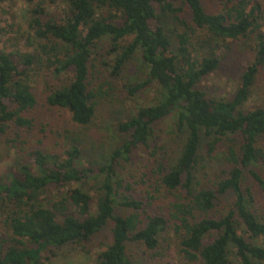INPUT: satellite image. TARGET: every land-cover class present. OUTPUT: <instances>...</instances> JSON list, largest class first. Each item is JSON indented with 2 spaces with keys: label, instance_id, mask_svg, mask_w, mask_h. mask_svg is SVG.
Instances as JSON below:
<instances>
[{
  "label": "trees",
  "instance_id": "trees-1",
  "mask_svg": "<svg viewBox=\"0 0 264 264\" xmlns=\"http://www.w3.org/2000/svg\"><path fill=\"white\" fill-rule=\"evenodd\" d=\"M18 1L30 10L32 37L23 36L30 50L0 48V143L11 126L33 127L36 70L51 79L46 104L80 127L117 86L127 100L151 85L161 98L116 122V147L86 167L77 145L15 142L14 168L0 176V264H46L66 246L85 251L104 230L94 264H140L136 248L155 252L169 233L182 264H264V105L244 108L264 67V0L0 5ZM240 41L253 58L235 92L209 95L202 80L219 67L218 53ZM136 58L145 79L120 84ZM174 137L179 149L170 156L164 139ZM142 152L145 163L128 175ZM218 153L220 167L209 174Z\"/></svg>",
  "mask_w": 264,
  "mask_h": 264
},
{
  "label": "rangeland",
  "instance_id": "rangeland-1",
  "mask_svg": "<svg viewBox=\"0 0 264 264\" xmlns=\"http://www.w3.org/2000/svg\"><path fill=\"white\" fill-rule=\"evenodd\" d=\"M29 11V8L20 1L15 4L4 2L0 5V29L3 31L0 36L1 49L9 52H14L17 49L30 50L26 49L28 45L26 46L23 39V36L32 34L28 28ZM29 42L33 44L32 40ZM106 44L104 42V45ZM229 48L228 51L218 53L219 67L201 82V87L209 95L229 98L235 92L239 76L246 63L253 58L249 45L242 41L230 44ZM102 54L105 55V51H102ZM109 72L110 70L106 72V75ZM144 79L145 74L141 71L139 60L136 58L134 63L128 65L121 74L120 84L140 83ZM49 82L51 79L43 70H36L33 73L29 84L36 97V105L28 113L33 127L31 130H25L11 126L6 132L0 143V176L14 168L16 150L14 144L16 141L17 143L25 141L27 149L37 147L40 142L46 147L47 145L51 147L77 145L83 151L79 162L81 167L99 161V157L104 158L109 155L119 141L114 124L124 120L128 113L135 111L139 106L153 105L161 98L160 89L151 85L139 91L131 100H127L122 87L117 86V90L110 100L99 101L95 121L87 127H80L71 121L66 110L51 108L46 104L45 91ZM261 105H264V67L257 76L252 94L244 108L252 109ZM170 123L171 119L169 118L162 122L157 130L166 131ZM164 141L168 155L177 154L179 149L177 138L174 137L171 140L165 138ZM220 156L221 154L218 153L211 159L212 161L207 167L209 174L217 173L220 167ZM136 157L134 165L129 168L128 175L134 172V167L138 168L146 161L144 152L139 153ZM262 174L264 176V172ZM108 238L109 233L104 230L93 244L86 247L85 251L74 246H66L58 250L56 257L46 264H94L95 253L99 248H103V244L107 243ZM258 243L260 244V241ZM136 252L135 261L140 264H182L177 238L171 233L161 239L157 251L149 253L136 248ZM230 262V264H239L233 257Z\"/></svg>",
  "mask_w": 264,
  "mask_h": 264
}]
</instances>
